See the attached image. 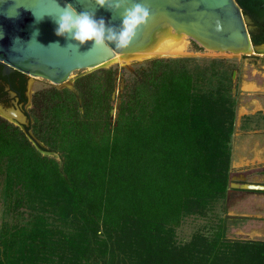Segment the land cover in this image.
Wrapping results in <instances>:
<instances>
[{
  "label": "trees",
  "instance_id": "trees-1",
  "mask_svg": "<svg viewBox=\"0 0 264 264\" xmlns=\"http://www.w3.org/2000/svg\"><path fill=\"white\" fill-rule=\"evenodd\" d=\"M193 61L144 62L117 118L114 67L79 75V99L36 92L30 131L42 149L0 117L4 213L19 218L1 226L0 264H264V242L223 230L177 241L185 218L224 199L231 159L229 65Z\"/></svg>",
  "mask_w": 264,
  "mask_h": 264
},
{
  "label": "water",
  "instance_id": "water-1",
  "mask_svg": "<svg viewBox=\"0 0 264 264\" xmlns=\"http://www.w3.org/2000/svg\"><path fill=\"white\" fill-rule=\"evenodd\" d=\"M56 3L61 7L72 4L77 12L95 10V19L103 18L109 27L119 29L122 24L120 12L107 6L96 7L93 0H0V65L5 73L16 70L46 80L58 89H68L77 99L74 79L70 78L74 72L105 68L119 60L117 56L145 51L167 29L217 52L264 54V42H252L256 29L264 27V0H129L128 6L141 3L148 7L150 19L138 30L130 47L123 50L114 49V45L113 49L94 48L92 41L79 46L57 36V24L50 16L58 13ZM36 17L43 18L37 21ZM119 108L117 101L115 114L111 111L114 118L118 117ZM3 115L19 125L28 123L26 114L16 104L11 114ZM26 136L38 149L43 148L31 131Z\"/></svg>",
  "mask_w": 264,
  "mask_h": 264
},
{
  "label": "rangeland",
  "instance_id": "rangeland-1",
  "mask_svg": "<svg viewBox=\"0 0 264 264\" xmlns=\"http://www.w3.org/2000/svg\"><path fill=\"white\" fill-rule=\"evenodd\" d=\"M170 30L172 31V29ZM171 35L177 36L180 42L173 40ZM162 36H164L165 40L164 46L158 42L156 45L158 50L152 51V53L147 52V54H145L146 52L136 54L137 57L135 55L134 58L128 60L119 59L105 67L118 69L116 90L113 98L114 114L117 101H120V93L125 88L127 81H130L131 74L144 65V62L158 58H192L194 61L191 66H195L197 64L207 65L209 60H222V67L229 65L228 68L232 79L231 96L234 101L233 131L229 142L230 151L234 143L237 142L235 138L240 139V135L247 130L249 124H251L250 128L252 126L257 128L264 126V54L233 55L228 52H217L204 48L187 36H179L172 33ZM169 43H179L181 48L178 52L173 53H179L178 55L174 57H152L153 55L156 56L155 54L170 52ZM164 50L165 52H163ZM86 73L88 72L85 70L76 71L70 78L75 80L79 75ZM51 86L53 85L48 81L38 78L37 82L31 87V91L36 93ZM29 108L30 105H27L26 110H29ZM114 114H112L113 118ZM49 156L59 160L57 154H49ZM230 170L229 168L228 189L224 199L216 204L213 212L209 211L205 216L191 215L185 218L181 226L175 230L178 243H187L197 234L202 237H212L214 233L221 232V230H223L225 240L228 241L264 242V219L242 216L243 213L253 215L259 212L263 214L264 192L259 191V186L249 184L247 182L249 179L244 180L238 176L239 178L237 177V179L231 181ZM232 182L236 184H231ZM232 190L236 192H231ZM248 192L253 193V195H249ZM4 212L5 206L3 204L2 184L0 182V229L4 223L12 225L19 219L17 217L14 219L12 215L6 216ZM23 218L20 221H23Z\"/></svg>",
  "mask_w": 264,
  "mask_h": 264
},
{
  "label": "clouds",
  "instance_id": "clouds-1",
  "mask_svg": "<svg viewBox=\"0 0 264 264\" xmlns=\"http://www.w3.org/2000/svg\"><path fill=\"white\" fill-rule=\"evenodd\" d=\"M93 3L96 7L107 6L113 12H120V28L107 26L103 18L95 19V10L77 12L72 4L61 7L56 3L58 13L50 15L57 24L55 34L71 39L79 46L92 41L94 48L113 49L111 45H114V49L123 50L130 47L138 30L150 19L149 8L141 3H132L131 6H128L129 0H93ZM42 18L36 17L37 21Z\"/></svg>",
  "mask_w": 264,
  "mask_h": 264
},
{
  "label": "crops",
  "instance_id": "crops-1",
  "mask_svg": "<svg viewBox=\"0 0 264 264\" xmlns=\"http://www.w3.org/2000/svg\"><path fill=\"white\" fill-rule=\"evenodd\" d=\"M250 126L251 124H249V129L243 131L240 139L235 138L237 142L234 143L231 150L230 179L231 181L235 180L238 176L244 180L249 179V181L247 180L249 184L259 186V191L264 192V126L259 128L253 126L250 128ZM231 184L236 183L232 182ZM231 192L236 191L232 190ZM249 195H253V193L250 192ZM242 216L264 219V212L253 215L243 213Z\"/></svg>",
  "mask_w": 264,
  "mask_h": 264
},
{
  "label": "flooded vegetation",
  "instance_id": "flooded-vegetation-1",
  "mask_svg": "<svg viewBox=\"0 0 264 264\" xmlns=\"http://www.w3.org/2000/svg\"><path fill=\"white\" fill-rule=\"evenodd\" d=\"M264 42V27L256 29L252 35V42ZM30 80H32L31 87L37 82L36 78H32L29 75L23 74L16 70L4 72V67L0 65V117L18 126L25 133L31 130L32 117L30 110L32 108V99L34 92L30 91V98H28V91ZM15 104L19 106L27 118V125H19L14 120L7 119L3 114H11V109L15 107ZM30 105L29 110H26V106ZM2 111V113H1Z\"/></svg>",
  "mask_w": 264,
  "mask_h": 264
},
{
  "label": "bare ground",
  "instance_id": "bare-ground-1",
  "mask_svg": "<svg viewBox=\"0 0 264 264\" xmlns=\"http://www.w3.org/2000/svg\"><path fill=\"white\" fill-rule=\"evenodd\" d=\"M175 34V35H183V36H186V35H184V34H182V33H178V32H173V31H171L170 29H167V31L165 32V34ZM162 35H164V33H162L161 35H160V37L159 38H157V40H156V42L150 47V48H148V49H146L145 51H142V52H139V53H135V54H131V55H125V56H117L116 57V59H125V60H128V59H131V58H134L135 57V55L136 54H140V53H144V52H146L145 54H147V52L149 53H152V51H155V50H158L157 48H158V46H156L157 44H158V42H160L163 46H164V36H162ZM173 38V40H175V41H179L180 42V39L177 37V36H174V35H171ZM176 37V38H175ZM188 37V36H187ZM170 45L168 46V48H170V52H168V53H159V54H155L156 56H152V57H161V56H172V57H174V56H176V55H178L179 53H176V54H173L174 52H178L179 51V49L181 48V47H179V43H177V44H175V43H173V44H171V43H169ZM156 46V47H155ZM153 48V49H152ZM163 52H165V50L163 51ZM151 56H149V57H151ZM136 57H137V55H136ZM144 57H146V56H144ZM139 58H143V57H139Z\"/></svg>",
  "mask_w": 264,
  "mask_h": 264
}]
</instances>
